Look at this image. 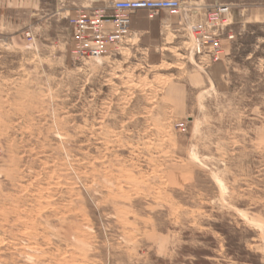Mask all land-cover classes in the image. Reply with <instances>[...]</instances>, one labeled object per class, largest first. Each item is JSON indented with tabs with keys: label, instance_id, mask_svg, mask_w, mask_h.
<instances>
[{
	"label": "rangeland",
	"instance_id": "374dc122",
	"mask_svg": "<svg viewBox=\"0 0 264 264\" xmlns=\"http://www.w3.org/2000/svg\"><path fill=\"white\" fill-rule=\"evenodd\" d=\"M218 1L214 62L190 11L80 58L108 0H0V264H264V0Z\"/></svg>",
	"mask_w": 264,
	"mask_h": 264
},
{
	"label": "built area",
	"instance_id": "2783aa9c",
	"mask_svg": "<svg viewBox=\"0 0 264 264\" xmlns=\"http://www.w3.org/2000/svg\"><path fill=\"white\" fill-rule=\"evenodd\" d=\"M106 8L88 13L77 12L70 20L74 29L72 52L80 58H99L117 50L132 33L131 16L146 11L149 19L160 13L169 15L190 11L194 19L190 29L196 34L198 53L205 52L216 62L223 56V37H235L232 30L231 4L214 1L212 4H192L188 0H108Z\"/></svg>",
	"mask_w": 264,
	"mask_h": 264
},
{
	"label": "crops",
	"instance_id": "0c3cea01",
	"mask_svg": "<svg viewBox=\"0 0 264 264\" xmlns=\"http://www.w3.org/2000/svg\"><path fill=\"white\" fill-rule=\"evenodd\" d=\"M189 2H192V4H200V3H202V4H212V3H214V1H218V0H213V1H206V0H188ZM219 2V1H218ZM144 15H147V12L146 11H138L137 13H135V14H133L132 16H131V22H132V19L134 18V17H140L141 18V16H144ZM135 24H137V21L136 22H134Z\"/></svg>",
	"mask_w": 264,
	"mask_h": 264
}]
</instances>
